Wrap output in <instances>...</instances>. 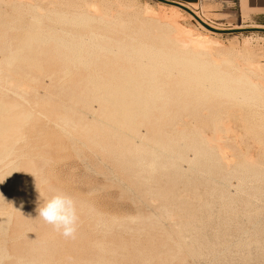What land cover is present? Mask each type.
Segmentation results:
<instances>
[{"label": "rangeland", "instance_id": "1", "mask_svg": "<svg viewBox=\"0 0 264 264\" xmlns=\"http://www.w3.org/2000/svg\"><path fill=\"white\" fill-rule=\"evenodd\" d=\"M31 1L32 0H22L21 4L18 2L20 6H22L21 8L24 9V11L21 12V14L23 13V17L26 13L23 20L19 13L21 8L17 2L12 5L0 3V8L3 5L1 9H6V11L3 10V12L9 15L8 18L11 19L10 22H12V18L14 17L18 19V14L19 18H21L20 23L14 19L13 24L9 22L6 14L4 20L2 18L1 21L0 18V22H5L7 25H2L0 23V57H2L0 61L2 60L5 62H0V69H2L0 70V76L3 78H5V76L7 77L5 78L7 81L0 77V84H3L0 85L2 86L0 88V105H2L1 101H4L3 105L5 102L8 106L13 104V107L10 108V115L13 116V118L15 116L23 117L21 116L22 114H33L29 120L23 119L24 121L22 124H20V121V123H14L15 125L11 123L14 126L11 130L15 128L14 130L16 131H12L11 133L9 130L10 133H8L6 137L2 136L3 140L2 137H0L2 141L5 140L4 142L0 141V146L3 145L2 148L7 146L6 148L12 149L11 147L9 148V146L12 145L13 153L15 151L14 154L11 153L13 157H8L9 159H7L3 165H0L1 170L5 169L3 171L0 170V176L4 178L1 180L2 178L0 177V180L3 182L5 181L4 186H8V188H4L9 190V192L5 190V201L1 200L4 201L3 203L0 201L2 203H0V206L2 205V207H0V213L2 210V213L4 211L9 212V214L12 213L11 217L9 215L11 222L8 224L7 232H2L3 234H7L1 235L0 232V264H27L28 262L30 264V257L33 258L31 260V262L33 261L32 264H43V260L46 264L49 262L50 264H264V169L261 171L254 169L246 170L241 168V166H236L225 173L222 181L223 183L220 184L213 181L215 177H210L208 170L202 169V171H199V138L197 132L199 130L203 131L201 128L204 129L205 132L207 131V134L211 132L208 122L202 117L203 109L200 105L203 103V99L193 97L184 99L185 96L182 98L177 95L178 90H182L186 87L189 81L188 78L190 75L192 76L193 73L189 72L190 75H188L187 79H185V77L188 72H185L186 74L184 73V77L183 74L180 75L181 77L175 75L172 79L165 80V84L162 86L165 87L166 85L170 100L166 101L168 105L163 108L164 111L162 112V108H159L161 113L157 110L158 107H156L154 109L158 112L155 113L153 109V114L149 113L152 116L146 118L141 117V115L143 116L145 113L140 110V116L137 115V113L136 115L139 117L135 119L137 121L133 122L134 125L135 123L137 124L136 127L131 125V130H126L124 128V131L120 124L115 123L117 126H114L112 125L114 124L113 120L110 121L109 117H106L105 114L107 113L105 112L109 114L112 109L109 105L104 103L105 97L102 90L105 86L104 84H107L111 79V76H103L102 73L110 74L108 72L109 69H113L111 67L118 68L116 67L118 64L117 61L114 64V61H111V56H109L110 60H108V56L101 53H96V55L99 57L100 55H104L106 56L105 59L104 56L102 59L95 55L89 59L91 56L89 57V54L87 55L84 53V57H87H85V59L89 60V62L95 64L97 60L95 64L97 72L95 71L96 67L93 66L92 63H90L91 66L89 65V70V67L84 69L82 68L84 66L80 64L81 68L80 66L75 68L78 64L75 63L77 66L74 65L73 62L76 61H74L71 56H68L72 54L71 50L67 49L66 53V48L65 51L60 50L63 49V47L61 48L56 43L58 50L56 49L57 47L55 48V42L49 41L50 43H46L47 46L43 44L44 50L49 47L48 52H46L47 50L43 51L41 47L42 44L34 43L32 47H34V50H38L35 63L31 64V67L30 64L26 63L23 65L24 67L22 66L23 68L21 67V69H19V76L18 73L16 74V77L18 76L17 78H22L21 80L19 78V80L23 83H25L24 81L27 82L30 78L33 79V77H36L38 81H36L37 79L35 78L32 80V82L35 81L32 85H37V88L36 86H34L35 88L31 87L30 79L26 84L31 87V91L29 89L30 92L28 91L26 94L20 95L19 97L15 96L16 94L14 93L16 91H13V89L11 90L12 85L10 86L8 84V81L9 83L11 82L9 78L11 70L6 65V59L10 55L9 52L13 53L15 48L17 50L20 46V44L17 46V42H19L17 40L20 38L24 39L26 36L24 32H28L25 27L31 24L29 23L31 22L30 18L32 20L34 15L32 14L33 16H31L33 12L30 13V8L27 7V10L25 7L27 3ZM35 1L33 0L32 3L41 6V8L43 6L41 13L47 9L46 12H44L45 15L46 13L49 15L48 13L50 12L51 15L53 13V15H55L57 11L61 10L62 6L64 7L63 0H52V4L51 0L45 1L44 3L41 2L42 4H38L40 0ZM121 1H123V3L125 1V4L128 1L127 4L132 2L130 4H135V7L137 3V7H139L136 8H140V11L141 7H149L156 13L163 12L162 10L159 11V9L162 8L160 6L164 4L157 0ZM170 1H175L185 6L197 4L196 9L193 11L196 13L195 15L217 29H264V0H248L249 2L246 10H243L244 7L241 0ZM23 2L26 5H22ZM49 4L54 7V10L53 8L51 9ZM14 5H17V8L12 9L11 7ZM164 6L169 7L168 5ZM57 7H59V9ZM1 9V17H4L5 15H3ZM143 10L144 9H142V11ZM27 11L30 13L29 17H27L29 15ZM164 13L169 15V12H163V14ZM10 15L12 18H10ZM52 16L49 15L43 18V23L44 20H46L45 22L47 25H44V27L41 25V29L48 28L49 22L47 20H49V18L50 20L57 19L55 16V18ZM143 16L144 15L141 17ZM178 16L177 21L182 28L193 32L196 38L203 36L204 31H202V25L194 19L192 15L185 11H181ZM143 18L145 19V17ZM55 22L56 21H54V23ZM7 23H10V25L8 26ZM54 23L52 22V24L56 26H50L51 23L49 24V27H53L54 29L51 28L52 30L50 31L55 32V30L58 29V32H55V35H52L54 32H50L51 34H49V36L62 37L60 34L58 35L56 33H59V27H63V25L61 26V24L57 22ZM27 28L29 29V25ZM64 28H62V33L63 31L69 32V28L68 30ZM70 28L71 32L74 31V33L77 32L76 35L79 34L80 31H75L72 27ZM49 29H46V31H49ZM23 30L25 31L23 32ZM107 30H105L106 32L104 33L101 30L100 34H105L107 37L116 35L110 33L109 36V33H107L109 30ZM42 32H44V30ZM65 34L62 38H64ZM69 34V36L72 37L73 33L69 32ZM131 35L134 36L135 34ZM45 36H48V32ZM69 36L65 37L69 38ZM115 37L118 38V36ZM212 37L214 40L213 42H217L215 45V53L217 52V54L213 51V54H215L214 56L216 57L218 55V59L225 55L228 61L229 58L232 59L230 61H234V67H229V64L232 62L222 66V70L225 72L229 73L230 71L231 73V71H235L232 73L238 77L241 74L251 72L250 70L253 68V65L256 66L259 64V66H264V32L250 31L212 35ZM119 38H124V34H120ZM20 42H22L21 39ZM214 43L211 47H214ZM14 45L15 47L13 50L12 47ZM6 47L8 48L5 50ZM54 48L60 51V53L64 52L61 55H65L66 53L67 55L65 56L67 58L60 57V54L58 56L56 50H52ZM212 50L210 51L212 52ZM4 51H8V56ZM69 51L70 53H68ZM43 52L44 56L42 57ZM218 52L221 53L222 56L221 54L219 55ZM176 53L180 54V51H176ZM4 54H6L7 58L2 56ZM214 56L212 60L216 59ZM59 57L61 59H59ZM4 58L6 61H4ZM226 58H224V60ZM37 59L40 60L38 61ZM68 59H71V63ZM107 60L109 63L111 62V64H113L111 66V64L106 63L108 69L106 72L107 69H105L106 66L104 62H107ZM210 60L211 58L207 61L210 62ZM101 61H103V68L105 70L101 68L103 65ZM97 62H101V67ZM42 64L44 67H42ZM119 64H122V62H119ZM119 64L117 66H119ZM4 65H6L7 69ZM97 65H99L100 68ZM108 66L111 67L109 68ZM128 66L129 65H122L121 67L129 70ZM67 68L71 69L69 70L71 73L66 72L68 70ZM91 68H94L93 71L95 72L91 71V73L93 72L96 76L98 73L100 77H106L105 81L107 82H103L104 78L101 77V79H99L100 77L98 78V76L96 81L99 80L97 82L100 83H97L95 80L93 84L92 81H87L93 78L92 75L88 77L90 76ZM242 69H244V73H241V71H243ZM3 70L4 73L6 71L5 74H3ZM237 70L241 71L237 72ZM24 71L28 74L33 73L32 76H34L31 77V74L25 76ZM63 73L70 75L64 78ZM21 74L23 75L21 76ZM255 77V79L259 78L260 82H264L263 74H257ZM114 78H112V83H114L115 86L114 84L112 86L111 83V88L109 90L107 89L108 91H114L118 82H121L117 77ZM179 80L181 82H179ZM2 82H6V88H4V83ZM101 82H103V86L100 85L98 88L99 90L102 88V92L100 93L103 94V96L97 91L98 88L97 85H95L101 84ZM90 84L92 87H90ZM189 84L188 87H195L194 82ZM191 84H193V86ZM84 86H86V88ZM3 88L12 93L5 92V90L3 91ZM93 88L96 89L93 90ZM94 91H97V97ZM171 94L173 95L170 96ZM176 97L180 98L179 102L177 104H169L172 100L176 101ZM19 98H21V100H19ZM92 99H97L98 101H93ZM184 102L186 104H184ZM102 104L105 105L104 109H101L103 108ZM160 104L161 103H159L158 106H160ZM14 105L20 107L15 109L16 106ZM86 105L88 107H86ZM99 105H101V107ZM89 107L93 110L95 109L94 112L88 109ZM100 109L101 111L103 110V112H101ZM261 111V113L264 114V110ZM25 112L29 113L26 114ZM239 117L237 115L233 117V122L237 126L241 125V117ZM106 118H108L107 120L112 126H109L110 124L107 122ZM139 118L145 119L141 121ZM154 118H156V120ZM238 119H240V122H238ZM100 120L103 123H101L102 127L105 128L108 126L111 128L109 129L107 127L104 129L100 127ZM103 120H105V122ZM118 125L120 126L118 127ZM113 126L116 129H113ZM197 127L199 128L198 130ZM86 128L91 131H88ZM194 128H196V130ZM193 131L197 132L194 133ZM260 136L264 138V133H260ZM243 148H246L243 149L244 151L249 150L250 154L258 159V163L264 166V151L259 149L258 146L256 148L251 141H248ZM173 157L178 159L179 172L181 174V177L176 179L169 175L167 176L168 173L172 172V165L174 164ZM154 160H157L162 167H153L151 161L153 162ZM241 160L242 159H240V161ZM10 161L16 163L12 164ZM8 162L12 165L11 168L7 165ZM17 164L18 170L14 172L18 171V174L16 172L14 176L12 168ZM17 167L14 168L17 169ZM8 168L12 170L13 177H11V174L7 176L10 172ZM6 171L8 173L7 175L4 173ZM14 177L16 179L19 178L17 180L14 179V181ZM172 180H175V183L173 189H169L168 185ZM0 185L3 184L0 182ZM169 191H172L175 195L167 196ZM56 192L70 195L76 201L79 220L74 238L64 237L51 225L38 217L37 209L39 205H43L45 200ZM6 193L12 194H9L11 197L13 196L11 200H9L10 196L8 195V197ZM164 194H166V197H164ZM176 194H182L184 200H190L189 204L193 214L188 218L183 217V207L175 204ZM12 201L18 203L14 204ZM8 202L12 203V212L7 211V208L10 210L9 206L11 205V203L9 204ZM13 204L15 207H13ZM19 204L24 205L23 207H19ZM3 205L7 206L6 209H4L5 207ZM17 207L19 211L14 210V208L17 209ZM6 212L3 214H6ZM173 215L177 216L172 218ZM170 216L173 220L170 219ZM10 225L12 226L9 227ZM25 227L27 230L30 227H33L32 229L35 230L31 231L30 228L28 232L25 230ZM38 242H43L45 244L47 242L49 247L45 244L44 247L43 243L38 244ZM31 243H34V246L36 245V247L32 245L33 250ZM51 244H53L52 247H50ZM37 250L40 251L38 252ZM35 253L38 257V262L36 261L34 263V260L37 259ZM28 254L31 255L28 257ZM25 255L27 257H25ZM5 256H7V260H5ZM40 256L42 258L44 257V259L42 260V258H39ZM49 258L50 261L48 262Z\"/></svg>", "mask_w": 264, "mask_h": 264}, {"label": "bare ground", "instance_id": "2", "mask_svg": "<svg viewBox=\"0 0 264 264\" xmlns=\"http://www.w3.org/2000/svg\"><path fill=\"white\" fill-rule=\"evenodd\" d=\"M32 1L28 2L27 6L25 7V8H27V7L30 8L29 9L30 13L33 12V13H31V16L34 15L32 20L30 18L31 22H29V23H31V24L27 23L29 25V29L27 28L28 25H26V27H25L26 30H28V32L26 31V33H25L24 32L25 30H23V32H24V34H26V36L29 33L28 36L26 37L24 35L25 38L22 36L25 39L24 40V39L20 38L22 40V42H20V39H18V38H17L18 40L16 39L17 41H19V42H17L18 44L16 43L17 46H19V44H20V46L17 48V50H16V48L14 50V47L16 45L15 44L12 47L14 52L13 53L9 52L10 55L8 58L6 57V54L8 51L7 52L4 51L6 54L2 55V56H5L7 58L6 59L7 60L6 65L11 70V74L9 76L11 82L9 83V81H8V84L10 86L12 85L11 90L13 89V91H16L14 93V94H16L15 96L19 97L20 95L26 94L31 87L36 86V88H37V85H32L33 82L35 83V81L32 82V80H34L36 78V77L35 78L33 77L34 75L32 76L33 73L28 74L24 71L25 76L31 74V77H33V79L30 78L31 80L29 79L31 81L30 82L31 87H29V85L26 84L29 82V80H27V82H26V81H24V77H23V81L25 82V83H23L22 81H20L22 78L19 77L20 80H19V78H17L20 74V73H18V71H19V69H21V67L23 65H25L27 63V64H30V67H31V64L35 63L38 50L36 51V50H34V47H32V45L34 43H40V45L42 44L41 47L43 48V51L47 50L46 52H48L49 47L48 48L45 47L46 49L44 50L43 44L45 45L46 43H50L49 41L55 42V48L57 47L56 43L61 48L63 47V49H60V50L65 51V48H66V53H67V49L71 50L72 54H69L68 56L69 57L71 56V58L74 61H76V62H73L74 65L78 64V66L76 65L77 67L72 65L75 68H78L81 65V66H84L82 68L87 69L86 67H89V65L91 66L90 63H92V62H89V60L85 59L86 56L84 57V55H83L84 53H86L87 55L89 54V57L91 56L89 59H91L93 57V55H95L97 57L98 55H96V53L97 54L101 53V54L108 56L107 57L108 60H110L109 56H111L112 57L111 61L113 60L114 64L116 63V61L118 64H119V62H122V64H119V66H117L118 64L116 65V67H118V68H114V67H111L113 63L111 64V62L109 63L107 60V62H104L105 66L107 65L106 63H109V64H111L110 67L113 69L112 70L109 69L108 73H110V74H106V73L103 74L101 71L100 72L102 73L103 76L104 75L105 76L106 75L111 76V79L108 82L110 84H108V83L104 84L105 86L103 87V89L101 88L103 90V94L105 97L104 103L109 105L110 108L112 109V110L109 109L110 110L109 114H108V112H105L108 114V116H107V114H105V115H106V117H109L110 121L113 120L114 124H112V125L117 126V125H115V123L120 124L123 127V129L121 127L120 128L124 131H125V129L131 130V128H132L131 125L136 127L137 124L135 123V125H134L133 122L137 121L135 119L136 118L138 119V117L140 116L139 115L140 110L145 113V114H143L141 112L143 114V116L141 115V117H146V118H148L149 116H152L151 115V114H153L152 110L156 107H158L157 110H159V108H162V112H163L164 111L163 108H165L168 105V103L166 101L170 100L169 91L166 89V85H165V87L162 86L165 84L164 83L165 80H170L175 75L180 76L183 74V77H184L185 72L186 73L188 72V74L185 73L186 74L185 79H187L188 75H190L189 72H191V73H193V75L189 76L188 84H186L185 88H183V86H182L183 89L178 90L177 95H178V97H182V98H183V96H185L184 99L187 97L203 99V103L200 105V107L203 109L202 117H204V119L208 122L209 130L211 132H210V134H207L206 133L207 131L205 132L204 129H202V128H201V130H203V131H200V130L198 132L195 131V132H197L198 138H199L198 139V141H199L198 142V144H199V147H198V153H199L198 169H199V171H202V169L208 170L209 176L215 177V178H213V181H216V183L220 184V183H223L222 181H223V177L225 176V173L229 169H232L236 166H241V168L246 169V170L254 169V170L261 171L264 169V166L260 165L258 163V159L253 157L252 154H250L249 150H246V151L243 150V149H246V148H243L244 145L246 143H248V141H251L256 146V148L258 146L259 149L264 151V138L262 136H260V133H264V114L261 113L262 112L261 110H264V102H263L264 101V82H260L259 78L255 79L257 77V76L255 77V75H257V74L258 75H260V74L264 75V66L263 67L259 66V64H257L256 66L253 65L252 66L253 68L250 67L251 70L249 69L251 72H248L249 70L246 71L248 73H244L245 72L244 69H242L243 71L237 70V72L241 71V73H244L238 77L233 75V73L235 71L234 72L231 71V73L229 71V73H228V72H225L224 70H222L223 65H225V64L228 65V63L232 62L229 64V67H231L234 64L233 63L234 61H230V60H232L230 58L228 61L227 58L225 57V55L223 57H219L218 58L219 60L217 59L218 55L216 57L214 56L215 54H217V52L215 53V50H216L215 45L217 42L216 43L213 42L214 40L212 39L213 38L212 35H219V34L202 26L203 27L202 31H204L203 36L196 38L194 36L193 32H191L190 30H187L185 28H182L179 25V22L177 21V16L183 10H181L180 8H177L175 6H169V7H166L164 5L160 6L162 8H160L159 11L162 10L163 12H169V15H168L166 13L163 14V12H161V13L157 12L156 13L154 10L150 9L149 7H146V8L141 7V11H140V8L137 9L139 7V6L137 7V3H136V7H137L136 8L135 4L134 5L130 4L132 2L127 4L129 1L125 4V1L123 3V1H121V0H115V1H111V0L110 1L109 0H63L64 1L63 2L64 7L62 6L61 10L57 11L55 15H53L54 14L53 13L54 7H52L49 4L51 6V9L53 8V10H52L53 16L50 14L51 12L48 14L52 17L55 16L57 19L53 20L51 18L52 20H50V18L48 17L49 20H47V21L49 23L47 26L48 28H46V29H49V28L50 29H49V31H46V29H44V28L41 29V25H43V27H44V25H47V23L45 22L46 20H44V23H43V18L49 16V15H47V13H46V15L44 13V12H46L47 9L44 10L43 13H41L43 10L42 9L43 6L41 8V6L35 5L34 3H32ZM45 1L47 2L49 0H42V1L40 0V2L38 1V4L39 3L42 4ZM241 1L243 4V7H244L243 10H246L249 1L248 0H241ZM15 2H17V3L20 2V4H21L22 0H0V3L5 4V5H12ZM20 4H19V6H20ZM51 4H52V0H51ZM22 5H26V4H24V2H23ZM53 5L55 6L54 2H53ZM2 6H1V8H2ZM14 6H12V7L8 6V7H11L12 9L17 8V5L15 7ZM47 6H48V4H47ZM21 7L22 6H20V8ZM59 7H60V5H59ZM59 7H57V8L59 9ZM186 7H188L192 11H194L197 7V4H192V5H189ZM44 8H45V6H44ZM22 9L23 8H21V10H19V9L18 10L20 11L19 13L22 16V20H23L25 18L26 13L24 14V17H23V15H22L23 13L21 14V12L24 11V9L23 10ZM48 9H49V7H48ZM142 9H144V10L142 11ZM1 10H2V12H3V10L6 11V9H1ZM27 10H28V8H27ZM25 12H26V10H25ZM30 13L27 17L30 16ZM5 14L7 15V18H8L9 15L6 12H5ZM5 14L3 12V15H5ZM6 15L4 17H1V13H0L1 21H2V18L4 20ZM68 15H70L71 17ZM142 15H144L143 17H145V19L143 17H141ZM10 18H12V16ZM12 19H13L12 22H10L11 19H9V22L13 24L15 17ZM20 19L21 18H19V14H18V19H15V20H17V22L20 23V21H21ZM50 21H52L53 23H54V21H56L57 23L61 24V26L63 25V27H59L61 33L59 31V33H56V34H58V35L60 34L63 37V35L65 33H66L65 36H69L70 35L69 32H70V33H73L75 36L72 34V37L69 36V38L65 37V36H64V38H62L60 36L59 37H57V36L50 37L51 35L49 36V34H51L50 32H52L50 30H52L53 27H49V24L51 23L50 26L51 25L56 26V25H53L52 22H50ZM203 22L206 23L205 21H203ZM0 23L2 25H6L5 22H0ZM10 23H7L8 26L10 25ZM22 23H23V21H22ZM64 25H66V26H64ZM207 25L210 26L209 24H207ZM68 26L74 28L75 31H77V30L80 31L79 34L76 35L77 32L76 33H74V31L71 32L70 31L71 28ZM210 27L213 29H217V28H214L212 26H210ZM8 28H10V27H8ZM62 28L66 29V30H68V28H69V32L65 30L66 32L63 31V33H64L63 34ZM14 29H17V28H14ZM23 29H24V27H23ZM43 30H44V32H42ZM57 30L58 29H56L55 32H58ZM101 30L103 33L106 32L105 30H107L108 31L107 33H109V36H110V33H112V34L114 33V34H116L115 36H118V38H116L114 35H112V36L115 38H113L112 36H111L112 38L107 37L105 34L102 35V34H100ZM218 30L223 31L224 29H218ZM226 30H228V29H226ZM47 32H48V36H45L47 34ZM55 32L52 35H55ZM119 33L124 34V38H122V39L119 38V36H120ZM131 34H135V35L133 36ZM1 41H2V39H1ZM213 43H214V47H211L213 45ZM39 46H38V48H39ZM46 46H47V44H46ZM7 48L8 47H6L5 50ZM55 48L52 50L58 49V47L56 49ZM212 49H214V50H212ZM210 50H212V52ZM176 51L177 52L180 51V54H177ZM213 51L215 54H213ZM52 53H53V51H52ZM56 53H58V56L60 54V57H65V59L67 58L65 56V55H67L66 53H65V55L64 54L61 55L64 52L60 53V51L56 50ZM68 53H70V51ZM45 54H47V53H45ZM220 54L221 53H219V55ZM104 55H102V56L100 55V57L99 56L98 57L103 59ZM7 56H8V54H7ZM43 56H44V52H43L42 57ZM106 56H104V59ZM213 56L217 59V61H216V59L212 60ZM221 56H222V54H221ZM60 57H59V59H61ZM0 58L2 59V57H0ZM99 58H97V59H99ZM209 58H211L210 62L207 61ZM220 58L221 59L223 58V59L221 60ZM224 58H226V59L224 60ZM102 59H100V60H102ZM6 60L4 58V61H6ZM68 60H67V63H68ZM95 60H96V58H95ZM96 61H95V64H96ZM103 61H101L102 64H103ZM218 61H220V62H218ZM101 62H97V63L100 65ZM1 63H5V62L2 61ZM70 63H71V61H70ZM95 64L92 63L93 66H95ZM6 65H4V66L6 67ZM99 65H97V66L99 67ZM120 65L121 66L122 65L123 66L129 65L128 66L129 70L124 69V67H121ZM81 66H80V68H81ZM103 66H104V64L102 65V67L100 65V67L102 69H104ZM42 67H44L43 64H42ZM25 68H26V66H25ZM6 69H7V67H6ZM6 69H4V70H6ZM89 69H90V67L88 68V70ZM105 69H107V66L105 67ZM0 70H2V69H0ZM4 70H3V74L6 73V71L4 73ZM69 70H71V69H68L66 72H70ZM93 70H94V68H91L90 74H89L90 76H88V77H91V75H92L93 78H90V79L87 78L88 79L87 81H90V82L92 81V84L95 83L97 76H98V78L100 77L98 75V73H97V76L94 75L95 72ZM104 70H103V72H104ZM91 71H93L94 73L92 72L93 73L92 74ZM95 71L97 72V67H96ZM107 71H108V69L106 70V72ZM66 72H64V73H66ZM0 73H1V71H0ZM17 73H18V76L16 77ZM64 73H63L64 78L70 75V74L66 75ZM22 75L23 74H21V76ZM253 75L255 78L253 77ZM103 76H101V77H103ZM0 77H1V79L3 78L2 76H0ZM101 77L99 79H101ZM114 77L115 78L117 77L118 79H120L121 82H118L114 91H108L111 88V83L113 80L112 78H114ZM5 78H7V77L5 76ZM5 78H3V79H5ZM103 78H102V81H103ZM105 78H104L103 82H107V81H105ZM36 81H38V79ZM97 81H99V80H97ZM114 81H116V80H114ZM263 81H264V78H263ZM103 82H101V84H95V85H97V88H98V87H100V85H102ZM179 82H181V81L179 80ZM191 82L195 83L194 88L192 87L193 84H191L192 88L188 87V85H190L189 83H191ZM2 83H4V88H6L5 87L6 82H2ZM97 83H100V82H97ZM87 84H89V83H87ZM113 84L114 83H112V86H113ZM0 85H3V84H0ZM114 86H115V84H114ZM1 87L2 86H0V88ZM84 87L86 88V86H84ZM90 87H92L91 84H90ZM4 88L2 89L3 91L5 90ZM88 88H89V85H88ZM94 89H96V88H93V90ZM101 89L99 90V88H98L97 91H99V93H100V92H102ZM9 90H10V88H9ZM105 90H107V91H105ZM6 91L12 93L11 91H8L7 89L5 90V92ZM30 91H31V89H30ZM87 91H88V89H87ZM97 91L96 92L94 91L96 97L98 95ZM103 94L100 93L101 96H103ZM95 95H93V96H95ZM172 95L173 94H171L170 96H172ZM26 96H28V95H26ZM22 99H23V97H22ZM19 100H21V98H19ZM94 100H97V99H94ZM179 100H180V98H177L176 101L172 100L169 102V104H171V103L177 104L179 102ZM196 101H198V100H196ZM1 102H2L1 104L3 105L4 101H1ZM5 103L3 106L0 105V137H2V136L6 137V135H8V133H10V132L12 133V131H16V130H14L15 128H13V130H11L12 127H14L13 125L16 124V122L20 121L21 123L20 122L19 123L22 124V122L24 120H29L30 117H32V115H33L32 113L28 114L29 112H27V113L25 112L28 115H24L21 113L22 114L21 116H23V117H18V116L16 117L15 116L16 118L15 117L13 118V116L10 115V108L13 107L12 106L13 104L8 106L7 103L6 104ZM89 103H91V102H89ZM159 103H161L160 106H158ZM184 104H186V103L184 102ZM195 104H196V102H195ZM5 105H7V106H5ZM16 105H14V106H16ZM99 106L101 107V105H99ZM104 106L105 105H103L102 106L103 108H101V109H104ZM19 107L20 106H18V107L16 106L15 109H17ZM86 107H88V106L86 105ZM139 107H140V109H139ZM105 108H107V107H105ZM15 109H13V110H15ZM88 109L93 110V109H91V107H89ZM101 109H100V111H101ZM94 110L92 112H94ZM157 110L154 109L155 113L158 112ZM101 112H103V110ZM149 113H151V114H149ZM136 114L139 116H137ZM236 115L238 117L239 116L241 117V122H240V119H238L239 121L237 120L238 122H240V124H241L240 126L235 125V123L233 122V117H235ZM107 119L108 118H106V120ZM139 119L141 121L143 119V121H144L145 118H142V119L139 118ZM154 119L156 120V118H154ZM66 120H67V118H66ZM140 120H138V121H140ZM103 121L105 122V120H103ZM107 122H109V121L107 120ZM101 123L102 122L100 120V124ZM25 124H26V122H25ZM100 124H99V126H100ZM102 124L100 127H102ZM106 124L109 125L110 122H109V124L108 123H106ZM112 125L110 124L109 126H112ZM120 125H118V127ZM114 126H113V129L115 128ZM16 127H18V126H16ZM107 127H105V128H107ZM198 127H197V130L199 129ZM102 128H104V127H102ZM86 129L88 131L90 130L88 128H86ZM194 129L196 130V128H194ZM9 130H10V132H9ZM17 130H20V129H17ZM61 130H63V129H61ZM84 131H85V129H84ZM117 131H119V130H117ZM18 133H20V132H18ZM2 140H3V137H2ZM2 140L0 139L1 142L5 141V140L4 141H2ZM9 141H11V140H9ZM0 147H1V149H3V150L0 149V165H3L6 162V160L9 159L8 157H11L15 153V151L13 153L12 145L9 146V148L11 147L12 149L6 148L7 146L5 148H2L3 145H1ZM238 150L240 151V153ZM11 153H13V154H11ZM173 159H174V164L172 165V172L168 173L167 176L169 175L172 178L174 177V179H176L178 177H181V174L179 172L178 159L175 157H173ZM240 159H242V160L240 161ZM8 163H7V165H9L11 168L12 165L10 163H12V161H10L9 164ZM14 163H16V162H14ZM14 163H12V164H14ZM151 164L153 167H156V166L162 167V165H159L157 160H154L153 162L151 161ZM17 166H18V164L16 166H13V168H12L13 172L15 170H18ZM5 167H6V165H5ZM14 167L15 168L17 167V169H15ZM3 170H5V169H3ZM3 170H1V171H3ZM12 170H10L9 175H7L8 174L7 171L4 173H6L7 176H10V174H11L12 175L11 177H13ZM16 172L18 174V171H16ZM16 172H14V176H15ZM2 175L4 177H6L4 174H2ZM216 177H217V179H216ZM1 178H2L1 180L4 179L3 177H1ZM14 179L17 180L15 177L13 178V180ZM1 180H0V182L3 185H0V201L5 199V190H8V189H5V188H8L7 185H6L7 187L4 186L5 181L3 182ZM174 183H175V180L174 181L172 180L169 183V185H168L169 189H173ZM8 192H9V190H8ZM11 193H9V194H11ZM6 194H7V196L9 195L8 193H6ZM182 194L181 195L176 194L177 196L175 197L176 198L175 204L181 205L183 207V210H182L184 213L183 217L188 218L191 214H193L192 209L190 208V204H189L190 200L187 199L188 197L186 198L187 200H184V196H182ZM171 195H175V194H173L172 191H169V194H167V196H171ZM12 197L10 196L9 200H11ZM164 197H166V194H164ZM200 199H202V198H200ZM4 201H1V202L3 203ZM6 201H7V199H6ZM13 201H15V200H13ZM13 201H12V203H14V204L18 203V202L15 203ZM8 203H7V206H8ZM12 203L9 206L10 210H8V208H7V211H11ZM23 205L19 204V207L20 206L23 207ZM7 206H4L5 208L4 207L3 208L6 209ZM0 207H2V205ZM13 207H15V205ZM14 210L15 211L18 210V207H17V209L14 208ZM2 211H1V213H2ZM4 212H6V211H4ZM1 213H0V232L2 235L3 231L7 232L8 224L11 222L10 217H11L12 213L11 214H9V212H6V214H3V213L1 214ZM9 215H10V217H9ZM171 215H172V213H171ZM175 216H177V215H173L172 218ZM172 218L170 216V219H172ZM12 220H14V219H12ZM11 226L12 225H10L9 227H11ZM28 227H29V225H28ZM30 228H31V231L35 230V229H32L33 227H30ZM30 228H28L29 231H30ZM158 228H161V227H158ZM25 230H27L26 227H25ZM39 243L40 242H38V244ZM42 243H40V244H42ZM48 243H49V241H48ZM33 244L31 243V246ZM44 244L45 243H43V246H44ZM49 244H47V242H46L45 245H47V247H49ZM52 245L53 244H51L50 247H52ZM25 246H26V244H25ZM33 246H32V250H33ZM34 247H36V245ZM192 249H194V248H192ZM4 250H3V252H4ZM42 254H44V253H42ZM30 255L31 254H28V257ZM38 255H40V254H38ZM5 257H6L5 260H7V256H5ZM25 257H27V256L25 255ZM35 257L37 259L34 260V263L36 261L38 262V257L36 256V253H35ZM35 257H34V259H35ZM9 258H10V256H9ZM30 258H29L30 264H32L33 261L31 262V260L33 258H31V259ZM39 258H42V257L40 256ZM25 259H27V258H25ZM43 259H44V257L42 258V260ZM39 261H40V259H39ZM49 261H50V258H49L48 262ZM0 262H1V259H0ZM44 262L45 261L43 260V264H46ZM27 264H29V262ZM47 264H50V262ZM105 264H108V263H105Z\"/></svg>", "mask_w": 264, "mask_h": 264}, {"label": "clouds", "instance_id": "3", "mask_svg": "<svg viewBox=\"0 0 264 264\" xmlns=\"http://www.w3.org/2000/svg\"><path fill=\"white\" fill-rule=\"evenodd\" d=\"M38 217L51 225L66 238H74L78 227V209L76 201L62 192H56L39 205Z\"/></svg>", "mask_w": 264, "mask_h": 264}, {"label": "water", "instance_id": "4", "mask_svg": "<svg viewBox=\"0 0 264 264\" xmlns=\"http://www.w3.org/2000/svg\"><path fill=\"white\" fill-rule=\"evenodd\" d=\"M158 2L164 4V5H168V6H175L177 8H180L181 10L189 13L190 15H192L203 27L218 33V34H233V33H240V32H250V31H257V32H264V29H251V30H235V29H229V30H218V29H213L210 26H208L206 23H204L197 15H195V13L189 9L188 7H186L185 5L175 2V1H170V0H157Z\"/></svg>", "mask_w": 264, "mask_h": 264}, {"label": "crops", "instance_id": "5", "mask_svg": "<svg viewBox=\"0 0 264 264\" xmlns=\"http://www.w3.org/2000/svg\"><path fill=\"white\" fill-rule=\"evenodd\" d=\"M192 5V4H191Z\"/></svg>", "mask_w": 264, "mask_h": 264}]
</instances>
